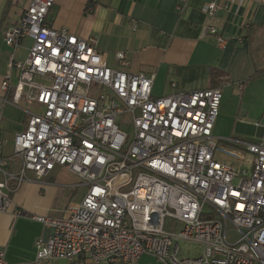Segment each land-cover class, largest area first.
Instances as JSON below:
<instances>
[{
	"label": "built area",
	"instance_id": "2783aa9c",
	"mask_svg": "<svg viewBox=\"0 0 264 264\" xmlns=\"http://www.w3.org/2000/svg\"><path fill=\"white\" fill-rule=\"evenodd\" d=\"M54 2L30 0L3 34L13 52L0 82V121L7 104L25 121L10 153H2L0 138V212L27 172L42 178L64 167L77 177L73 188L85 189L62 216L29 215L50 229L34 241L35 259L116 264L150 255L154 264H264V132L215 136L220 86L182 91L171 81L172 92L155 96L153 75L127 71L125 52L116 51L118 67L111 66L97 36L49 25ZM218 7L208 2L206 14ZM205 31L225 44L216 26ZM19 48L24 58L14 56ZM180 242L198 252L181 254ZM0 264H8L1 247Z\"/></svg>",
	"mask_w": 264,
	"mask_h": 264
},
{
	"label": "crops",
	"instance_id": "0c3cea01",
	"mask_svg": "<svg viewBox=\"0 0 264 264\" xmlns=\"http://www.w3.org/2000/svg\"><path fill=\"white\" fill-rule=\"evenodd\" d=\"M29 1L0 0V82L8 70L7 63L13 52L4 42V30L18 20ZM210 1L219 6L211 17L205 11ZM132 21L137 23L134 31ZM46 22L83 38L97 36L98 47L106 53V61L111 66L118 67L115 52H125L127 71L153 75L152 93L155 96L172 92L170 82L174 81L176 88L182 91L220 86L221 94L223 87H229L231 94L239 100L244 95L245 100L257 99L254 108L250 111L244 108L241 115L249 117L245 120L248 122L245 129L255 127L253 136L236 135L229 130L235 123L244 124L238 115L227 120L229 109L218 121V132H214V124L213 134L220 138L244 139L262 136L264 0H55ZM207 25L217 27L226 40L224 45H219L216 36L205 31ZM30 44L29 38L22 41V46ZM25 51L19 48L14 56L24 58ZM257 69L260 74L255 75ZM12 75L14 78V70ZM5 108L14 120L9 117L3 119L2 112L0 129L4 127L13 133L21 130L24 112L11 104ZM63 174L69 180L62 179ZM76 181L77 177L64 167H56L42 178H37L32 172L26 173V180L9 195L11 203L8 210L0 212V247L5 251L8 264L44 263L35 259L34 241L47 237L50 229L29 215L65 214ZM15 208L22 214L14 215ZM188 251L196 254L198 248L194 246ZM52 262L72 264L62 260H54L50 264ZM154 262V257L142 255L137 262L116 264ZM82 264L106 263L86 261Z\"/></svg>",
	"mask_w": 264,
	"mask_h": 264
},
{
	"label": "rangeland",
	"instance_id": "374dc122",
	"mask_svg": "<svg viewBox=\"0 0 264 264\" xmlns=\"http://www.w3.org/2000/svg\"><path fill=\"white\" fill-rule=\"evenodd\" d=\"M3 95H4V93L0 90V97L3 96ZM8 97H10V96H8ZM246 101H247V103H246ZM257 103H258L257 99L245 100V95L242 96L241 99L239 100V98L236 95L234 96L233 94H231L229 87H223L222 88V98L220 100L219 109H218V115H217L216 120H215V130H214V132H218L219 131V129L217 128V125H219L218 124L219 119L223 118V112L225 113L229 109V116H228L227 120L232 119V117H238V116L242 117L241 115H242V113L244 111V108H247L250 111L251 108H254L253 106L255 104H257ZM18 106L26 107V108H30V109L34 108V105L32 103H28L26 101H20ZM223 107H225L227 110L226 111L223 110ZM15 109L17 111L19 110L17 108H15ZM238 109H239V111H238ZM5 110H6V108L3 111V119H8L9 114L6 113ZM9 118H11V120H14V117H9ZM242 118L244 120V124L240 123V122L239 123H235L234 127H230L229 130L232 133L236 134V135H241V136H245V137L253 136L255 134V127H253V128L249 127L248 130L245 129L247 127V123H248L245 120L248 119L249 117H246V118L242 117ZM237 122H238V119H237ZM0 138L2 140H4V142H5L4 146L2 147V153L3 154L10 153L11 150H12L14 133L12 131L2 127L0 129ZM219 143H221V144H223V145H225L227 147L237 148V147H234L232 145H229L228 143H226V142H224L222 140H220ZM241 152L244 154L246 159H250L252 157V155L250 153L243 152V151H241ZM216 156L218 158L222 159V160L230 161V162H233V163H236V164H241L246 169L250 168V166L247 163H245L244 161L239 160L237 158L229 157V156L223 154L220 151L216 152ZM65 178H67L66 180H69V177H65L64 174H63L62 179H65ZM84 190L85 189L83 187L73 188V193H72L73 195L71 194L72 195L71 199L72 200H77V199L81 198L82 195L84 194ZM233 237H235V236L232 235V238ZM180 247L182 248L181 254H183V252L186 253L188 250H193L194 249V245L190 244V243H187V242H180ZM54 263L52 262L51 264H54Z\"/></svg>",
	"mask_w": 264,
	"mask_h": 264
},
{
	"label": "trees",
	"instance_id": "16d2710c",
	"mask_svg": "<svg viewBox=\"0 0 264 264\" xmlns=\"http://www.w3.org/2000/svg\"><path fill=\"white\" fill-rule=\"evenodd\" d=\"M264 72V71H263ZM258 74H260V71L257 69L256 71H255V75H258Z\"/></svg>",
	"mask_w": 264,
	"mask_h": 264
}]
</instances>
